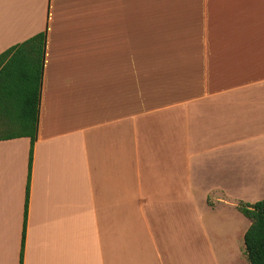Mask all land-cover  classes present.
Returning a JSON list of instances; mask_svg holds the SVG:
<instances>
[{
    "label": "crops",
    "instance_id": "1",
    "mask_svg": "<svg viewBox=\"0 0 264 264\" xmlns=\"http://www.w3.org/2000/svg\"><path fill=\"white\" fill-rule=\"evenodd\" d=\"M43 32L0 264H228L209 219L264 198V0H0V54Z\"/></svg>",
    "mask_w": 264,
    "mask_h": 264
},
{
    "label": "trees",
    "instance_id": "2",
    "mask_svg": "<svg viewBox=\"0 0 264 264\" xmlns=\"http://www.w3.org/2000/svg\"><path fill=\"white\" fill-rule=\"evenodd\" d=\"M45 33H39L0 54V140H30L26 203L28 206L33 145L36 140ZM249 227L243 235L248 264H264V200L242 204Z\"/></svg>",
    "mask_w": 264,
    "mask_h": 264
},
{
    "label": "rangeland",
    "instance_id": "3",
    "mask_svg": "<svg viewBox=\"0 0 264 264\" xmlns=\"http://www.w3.org/2000/svg\"><path fill=\"white\" fill-rule=\"evenodd\" d=\"M234 198L229 197V207H226V212H220V210L212 215V218L209 221L217 222L216 231L220 232V235L224 240H218V242L224 243L221 245L218 243L217 248L223 250L225 255H228L229 263L228 264H248L245 253H244V244L243 237L241 236L248 225V220L240 213L239 206L242 204H251L244 202H237L238 205L233 206ZM237 198H235L236 200ZM245 201H251L253 198H243ZM264 200V198H259ZM259 200V201H261ZM258 202V201H257ZM254 204V203H253ZM220 209V208H219ZM214 229V228H212ZM211 239H215L213 236V231L205 229ZM215 232V231H214ZM216 241V242H217ZM227 245V246H226ZM224 247V248H223ZM225 249V250H224ZM223 254V255H224Z\"/></svg>",
    "mask_w": 264,
    "mask_h": 264
}]
</instances>
